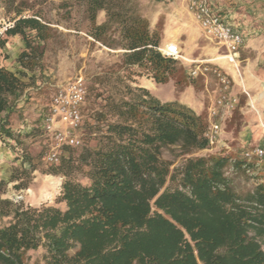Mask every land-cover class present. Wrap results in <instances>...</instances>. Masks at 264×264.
<instances>
[{"label":"trees","instance_id":"trees-1","mask_svg":"<svg viewBox=\"0 0 264 264\" xmlns=\"http://www.w3.org/2000/svg\"><path fill=\"white\" fill-rule=\"evenodd\" d=\"M116 1L86 0L92 23L98 10L107 16L91 35L100 41L107 21L118 18L123 65L143 67L155 82L165 81L176 59L160 53L159 37L146 20L126 17L113 8ZM12 21L3 34L20 36L24 48L18 71L0 65V114L10 112L35 80L46 38L37 16ZM124 89L123 96L106 100L117 119L106 125L99 145L78 152L65 147L67 154L51 165L50 173L65 177L63 209L0 197V221L8 218L0 223V264H27L28 253L39 248L45 264H264V181L240 194L225 175L228 165L245 172L254 164L218 155L189 157L170 168L162 148L177 145L185 154L207 148L206 124L179 101H162L142 86ZM13 137L7 114L0 116V139ZM22 162L29 168L0 178V195L8 182L27 187L34 167L29 156ZM77 170L87 182L74 178Z\"/></svg>","mask_w":264,"mask_h":264},{"label":"rangeland","instance_id":"rangeland-1","mask_svg":"<svg viewBox=\"0 0 264 264\" xmlns=\"http://www.w3.org/2000/svg\"><path fill=\"white\" fill-rule=\"evenodd\" d=\"M115 4L113 8L125 12L126 17L139 16L146 20L149 31L158 35L159 46L162 45L159 33L168 24L169 2L117 0ZM21 16H37L47 27L46 38L34 71L35 80L28 85L10 112L0 114H7V122L14 135L13 139H0V178L7 181L14 170L29 168L28 163L22 162V156L30 157L34 169L26 188H15L14 184L18 181L8 182L1 198L20 201L24 206L64 208L59 197L65 177L49 172L51 165L44 156L52 140L42 130L41 119L56 89L78 76H82L86 87V97L81 107L82 126L78 131L82 143L70 150L78 152L84 146L96 148L106 134V125L117 119L109 106L105 105L106 100L123 96L125 84L142 86L162 101L184 100L191 104L195 109L183 103L201 116L206 129L212 122L220 126L219 141L205 149L185 154L177 145L162 148L160 157L169 163L170 168L181 165L189 157L226 155L254 164L252 169L245 172L235 170L231 165L225 168V175L236 192L244 194L258 182L264 181V156L243 157V152L247 150L264 147V125L248 92L241 86V93H238L235 84L221 69L217 70L228 80L227 84L221 83L212 71L216 67L210 66L204 74L191 77L184 59H177L175 72L165 81L155 82L145 68L123 65L124 49L121 48L118 18L107 21L100 41L94 39L91 33L95 26L106 23L107 16L105 10H98L92 23L86 0H0V29ZM3 38L6 41L3 46L0 45V65L16 72L21 68L17 57L24 48V41L18 35H0V40ZM202 49V46L196 47L195 55H199ZM31 74L28 72V76ZM222 94L236 99L233 107L216 106L215 102ZM242 97L247 106L238 101ZM240 103L254 114L262 131V134L253 136L252 143L246 137L244 139L248 142L244 144L238 137V131L244 130L237 116ZM214 107L217 113L210 116ZM243 120L252 123L248 116ZM68 150L63 147L61 156L66 155ZM74 178L82 183L87 182L80 170L75 171ZM7 221L5 217L0 223ZM260 242L264 250V239ZM27 264H45L43 249L30 251Z\"/></svg>","mask_w":264,"mask_h":264},{"label":"crops","instance_id":"crops-1","mask_svg":"<svg viewBox=\"0 0 264 264\" xmlns=\"http://www.w3.org/2000/svg\"><path fill=\"white\" fill-rule=\"evenodd\" d=\"M209 3L220 18L243 36L236 65L226 59L224 45L203 34L187 8V0L169 2L168 24L159 33L162 42L160 46L175 45L184 59L183 62L188 65L187 72L198 61L208 67L221 69L235 84L238 93H241V86L248 92L264 125V0H209ZM200 46L203 48L202 51L195 55L196 47ZM181 101L179 102L188 104L184 100ZM238 101L247 104L243 97ZM242 104L240 103L238 107L237 116L244 130L238 131V137L244 144L248 142L244 139L246 137L252 143L253 136L257 133L262 134V131L260 125L256 123L254 114L248 112L247 105ZM188 105L193 107L191 104ZM247 116L252 119V123L243 120Z\"/></svg>","mask_w":264,"mask_h":264},{"label":"built area","instance_id":"built-area-1","mask_svg":"<svg viewBox=\"0 0 264 264\" xmlns=\"http://www.w3.org/2000/svg\"><path fill=\"white\" fill-rule=\"evenodd\" d=\"M187 8L193 14L194 19L200 26L203 34L218 43L224 45L226 49L225 57L233 65H236V58L239 47L243 41L242 34L232 25L226 23L220 16L212 10L209 0H187ZM13 25V21L7 22L0 29V35ZM158 50L164 56L174 59H183L177 47L173 44L159 46ZM210 68L201 61L188 72L191 77L204 74ZM219 78L220 82L227 84L228 80L222 76L217 69L212 70ZM227 85H225V88ZM86 87L82 76L75 77L65 86L56 89L50 99L46 112L41 119V128L47 133L52 144L45 153L44 159L49 165H56L60 162L61 149L63 147L76 148L82 143L78 131L82 126L81 107L85 101ZM235 98H230L227 94H222L216 100V106L233 107ZM216 107L211 108L210 116L216 115ZM220 126L212 122L205 131L208 146L219 141ZM252 156L263 157L264 147L257 146L251 150L243 152L244 158Z\"/></svg>","mask_w":264,"mask_h":264}]
</instances>
